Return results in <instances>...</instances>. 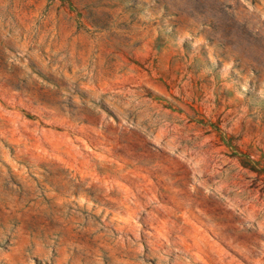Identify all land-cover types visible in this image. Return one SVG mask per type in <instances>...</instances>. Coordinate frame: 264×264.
<instances>
[{
    "label": "rangeland",
    "instance_id": "rangeland-1",
    "mask_svg": "<svg viewBox=\"0 0 264 264\" xmlns=\"http://www.w3.org/2000/svg\"><path fill=\"white\" fill-rule=\"evenodd\" d=\"M0 264H264V0H0Z\"/></svg>",
    "mask_w": 264,
    "mask_h": 264
}]
</instances>
